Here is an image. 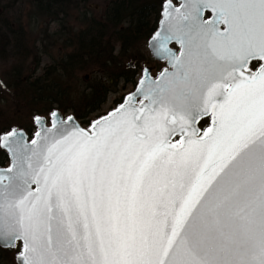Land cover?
I'll use <instances>...</instances> for the list:
<instances>
[{"label":"snow or ice","instance_id":"1","mask_svg":"<svg viewBox=\"0 0 264 264\" xmlns=\"http://www.w3.org/2000/svg\"><path fill=\"white\" fill-rule=\"evenodd\" d=\"M164 17L168 67L88 129L57 111L0 129L17 264H264V0H168Z\"/></svg>","mask_w":264,"mask_h":264},{"label":"trees","instance_id":"2","mask_svg":"<svg viewBox=\"0 0 264 264\" xmlns=\"http://www.w3.org/2000/svg\"><path fill=\"white\" fill-rule=\"evenodd\" d=\"M89 1L29 0L40 15L51 20L63 18L72 8L87 7ZM164 1L103 0L104 7L99 18L84 12V27L67 40L71 50L60 61H51L43 66L37 74V48L34 44L28 47L24 33L20 32V25L10 26L6 23L4 11L0 10V59L10 55L23 58L34 56V68L30 74L25 75V69L14 66L0 75V129L5 131L12 128L10 121H14L20 112H29L32 117L48 116L56 109L62 113L71 110L76 118H84L100 108L112 86L119 80L136 84L138 68L122 66V59L133 55L137 57L130 52L138 42L148 40L156 30ZM94 66L101 69L105 78L85 84L81 90H73L68 76H73L76 70H88ZM70 91L80 100L73 103V99H69L64 102V98H70ZM122 100H116V103ZM7 114L11 117L8 122L4 121ZM25 129L31 133L29 128ZM8 163V154L0 151V166Z\"/></svg>","mask_w":264,"mask_h":264},{"label":"rangeland","instance_id":"3","mask_svg":"<svg viewBox=\"0 0 264 264\" xmlns=\"http://www.w3.org/2000/svg\"><path fill=\"white\" fill-rule=\"evenodd\" d=\"M87 4V14L99 18L104 7L103 0H90ZM70 7L72 8V6ZM0 10L4 11L6 23L10 26L17 27L20 25V32L24 33L25 42L28 47L30 48L34 44L37 48V54L35 57L39 60V66L35 68V74L40 73L42 67L51 61H60L65 53H68L72 48L67 45L69 42L67 41L69 36H72L73 33H78L81 27H84V23L79 18V13L76 12L75 8L71 9L70 15H64L61 20H51L44 15H40L37 7L31 4L29 0H0ZM45 49L46 52H44ZM130 53L135 54L137 57H134V55L133 57H124V59H122V66L127 68H138L139 73L136 76V82L141 77V72L145 65L152 67L153 76L157 75L162 68L166 67L164 62H158L152 58L147 47V40L138 42ZM140 57L141 59L138 60L137 58ZM33 59V55L27 58L11 55L7 58H2L0 59V75L6 70L12 69L14 66H21L25 69V75H28L31 73L32 68H34ZM74 77L77 80H75ZM68 78L70 84H72V89L78 91L84 88L85 84H90L91 82L94 83L96 79H104L105 74L100 68L94 66L88 70H76L73 76L69 75ZM134 87V83L119 80L112 86V90L108 92L106 99L101 104L100 108L89 113L87 117L80 118L79 121L89 119V121L93 122L97 118L107 114L117 107L118 104L116 103V100H122L127 93L134 89ZM70 94V98H64V102L69 99H73V103L80 100H77V96H75L72 91H70ZM71 112L72 111L69 110L63 114L67 116L73 115ZM17 115L16 119L13 121L11 120L10 115L7 114L4 121L8 122L11 120L10 122L13 124L12 128H29L31 130L30 132L36 130V126L32 121L34 116L30 117L29 112H20ZM83 126L88 127L89 124L84 123ZM15 256V252L11 250H1L0 264H17Z\"/></svg>","mask_w":264,"mask_h":264},{"label":"water","instance_id":"4","mask_svg":"<svg viewBox=\"0 0 264 264\" xmlns=\"http://www.w3.org/2000/svg\"><path fill=\"white\" fill-rule=\"evenodd\" d=\"M175 2H177V4H175ZM183 2V0H171V4L173 5V6H178L180 3H182ZM168 4V0H165L164 1V3H163V7H162V11H161V17H160V19H159V22H158V26H157V28H156V30L153 32V34L149 37V39L147 40V47H148V50H149V52H150V55L152 56V58L153 59H155L156 61H159V62H161V60H159L155 55H154V52H153V49H152V43H153V37L155 36V34L158 32V31H162L163 30V28L165 27V17H164V11H165V8H166V5ZM170 47H173L172 45H170ZM175 47H177L178 48V45H176ZM166 63V62H165ZM166 66L168 67V65H167V63H166ZM145 68H147V69H150L151 70V72H152V67L151 66H148V65H145L144 66V69ZM151 75H152V73H151ZM153 76V75H152ZM153 77H155V76H153ZM141 79V77L138 79V81ZM136 87H137V85H135V87H134V89L132 90V91H130L129 93H127L125 96H124V98L125 97H127L130 93H133L135 90H136ZM122 102H125L124 101V99H123V101ZM121 102V103H122ZM53 111H57V112H59V113H61V114H63L60 110H58V109H56V110H53ZM112 111V110H111ZM110 111V112H111ZM110 112H108L107 114H105V115H103V116H101V117H105V116H107ZM38 116H40V115H38ZM40 117H42V118H45L44 116H40ZM101 117H99V118H101ZM98 119V118H97ZM96 119V120H97ZM95 120V121H96ZM76 122H77V124L80 126V127H82L81 126V124L79 123V121L76 119ZM94 122V121H93ZM37 128L39 127V125H35ZM207 127V126H206ZM15 128H18V129H23V128H21V127H15ZM82 128H84V127H82ZM86 129V128H85ZM24 130V129H23ZM9 156V155H8ZM9 164H10V159H9ZM9 164L7 165V166H0V168H3V169H6V168H8L9 167ZM15 261H16V263H17V259H16V256H15Z\"/></svg>","mask_w":264,"mask_h":264},{"label":"flooded vegetation","instance_id":"5","mask_svg":"<svg viewBox=\"0 0 264 264\" xmlns=\"http://www.w3.org/2000/svg\"><path fill=\"white\" fill-rule=\"evenodd\" d=\"M175 4H177V2H175ZM76 12H78L79 13V18L82 20V19H84V12H87V10H86V6L85 7H81V8H79V9H76ZM69 14L68 15H70V12H68ZM67 15V14H66ZM67 15V16H68ZM55 20H61V17H59L58 19H55ZM81 29H82V27H81ZM173 46V45H172ZM159 62V61H158ZM161 62H164V61H161ZM165 63V62H164ZM165 65H166V63H165ZM167 67V66H166ZM152 73V72H151ZM124 99V98H123ZM64 116H67V115H65V114H63ZM49 116V115H48ZM48 116H44L45 118L46 117H48ZM72 116H74V115H72ZM75 117V116H74ZM87 117V116H86ZM76 118V117H75ZM85 118V117H84ZM79 119L80 118H77V120L79 121ZM32 121H33V119H32ZM92 121H89V119L88 120H81V121H79V123L81 124V126L82 127H84L83 125H84V123H87V124H90ZM34 124V123H33ZM89 127V126H88ZM88 127H84V128H86V129H88ZM36 129H37V127H36ZM25 130V129H24ZM26 131V130H25ZM27 132V131H26ZM32 133V132H31ZM31 133L29 134V135H31ZM8 165V164H7ZM1 250H3V249H0V251Z\"/></svg>","mask_w":264,"mask_h":264}]
</instances>
